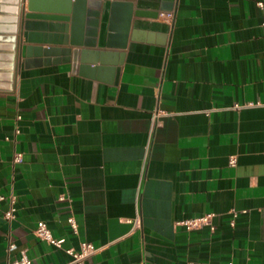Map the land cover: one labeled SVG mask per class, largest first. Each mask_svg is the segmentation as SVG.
<instances>
[{"label": "crops", "instance_id": "1", "mask_svg": "<svg viewBox=\"0 0 264 264\" xmlns=\"http://www.w3.org/2000/svg\"><path fill=\"white\" fill-rule=\"evenodd\" d=\"M127 1L144 14L133 15L126 47H94L124 53L117 77L25 65L18 35L13 69L0 67V264L23 249L31 264H67L80 241L96 248L86 264H264L256 0H175L170 18L148 16L156 0ZM9 44L0 37L2 56ZM208 213L213 230L176 224ZM38 221L60 248L35 235Z\"/></svg>", "mask_w": 264, "mask_h": 264}, {"label": "water", "instance_id": "2", "mask_svg": "<svg viewBox=\"0 0 264 264\" xmlns=\"http://www.w3.org/2000/svg\"><path fill=\"white\" fill-rule=\"evenodd\" d=\"M143 1L136 0V7L144 5ZM22 3L23 0H0V37L5 36L10 43L9 53L0 54V67L5 71L13 69L18 35L26 44L25 65L34 61L71 63L73 71L92 74L106 70L117 77L124 53L94 47L124 49L133 15L144 14L134 11L133 3L127 0H27V10ZM175 7V0H156L147 14L157 18L160 12H174ZM104 26L105 37L101 36ZM116 30L120 32L118 37ZM36 44L52 46L42 48Z\"/></svg>", "mask_w": 264, "mask_h": 264}, {"label": "built area", "instance_id": "3", "mask_svg": "<svg viewBox=\"0 0 264 264\" xmlns=\"http://www.w3.org/2000/svg\"><path fill=\"white\" fill-rule=\"evenodd\" d=\"M255 3H256V6L260 9L261 14H262L261 26L264 32V0H256ZM161 14H163L165 18H170L172 12H162ZM236 107L238 106L236 105ZM17 118H19V116H17ZM15 132L17 133L18 129H15ZM21 161H22V153L14 152L13 157H12V162L19 163ZM229 164L230 165L235 164V159L233 157L229 159ZM64 198H65L64 195L59 196L60 200H63ZM14 202H15V198L14 196H11L10 197V207L4 213V218L6 220H11L15 217ZM212 216L213 214L208 213L202 216L180 220L176 222V224L183 225L187 230L199 229V228H202L203 226H209L210 229L213 230L214 227L212 225ZM67 220L71 228L74 231H76L77 225H76L74 216L70 215ZM133 223L136 226L138 224V220L135 219ZM34 233L39 239L45 241L50 247L60 248L62 245L63 240L54 238L51 234V231L49 230V228L47 227L44 221L37 222L36 227L34 229ZM13 246H14L13 244L9 245V247H13ZM65 251L70 256V260L67 262V264H86L87 258L96 251V248L91 242L80 241L77 249L67 248ZM31 262L32 261L30 257L27 255L26 249H23L20 251L18 257L8 260L6 264H31Z\"/></svg>", "mask_w": 264, "mask_h": 264}]
</instances>
